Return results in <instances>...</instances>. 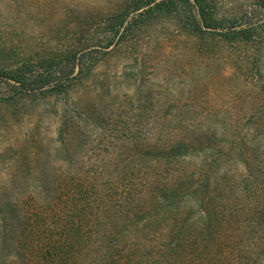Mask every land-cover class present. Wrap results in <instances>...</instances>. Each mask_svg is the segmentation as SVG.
I'll return each mask as SVG.
<instances>
[{
	"label": "rangeland",
	"instance_id": "rangeland-1",
	"mask_svg": "<svg viewBox=\"0 0 264 264\" xmlns=\"http://www.w3.org/2000/svg\"><path fill=\"white\" fill-rule=\"evenodd\" d=\"M132 2L0 0V67L90 45L97 61L64 96H15L0 83V199L35 209L42 184L53 189L42 195L48 203L75 175L118 193L129 182L141 188L161 175L155 150L185 140L188 154L164 161L162 175L218 187L209 191L219 205L206 210L212 238L198 243L221 244L222 264H264V45L201 42L168 20L108 45L104 23ZM218 4L260 15L255 0ZM184 206L194 239L206 213ZM173 212L166 219H179Z\"/></svg>",
	"mask_w": 264,
	"mask_h": 264
},
{
	"label": "trees",
	"instance_id": "trees-1",
	"mask_svg": "<svg viewBox=\"0 0 264 264\" xmlns=\"http://www.w3.org/2000/svg\"><path fill=\"white\" fill-rule=\"evenodd\" d=\"M255 1L260 15L249 18L248 12L244 17L222 11L218 0H133L130 8L104 23L108 45L120 33L123 37L166 20L201 42L220 38L229 43L264 45V0ZM95 51L90 45L80 51L43 56L35 64L34 59H25L0 67V83L15 96L68 95L74 83L95 67L97 61H91ZM71 120L64 117V131H70ZM155 152L161 175L142 183L141 188L129 182L125 185L128 189L118 193L114 186L84 182L75 175L54 190L59 193L48 203L42 195L53 189L42 184L34 198L35 209H25L18 200L11 203L1 198L0 264H222L221 244L213 248L198 243L200 237L204 241L212 238L214 231L206 210L219 205L212 193L218 192V187L206 179L193 181L184 173L171 179L162 175L167 170L164 161L188 154L185 140ZM145 154L153 155V151ZM211 186L214 191H209ZM192 203L206 213L194 239L186 225L190 217L181 214V208ZM175 209L179 212H173ZM168 212L178 213L180 220L166 219L172 214ZM171 223L174 226L168 229L166 225Z\"/></svg>",
	"mask_w": 264,
	"mask_h": 264
}]
</instances>
